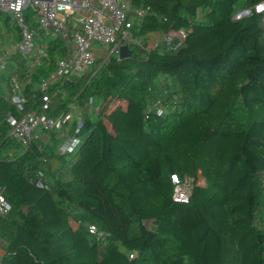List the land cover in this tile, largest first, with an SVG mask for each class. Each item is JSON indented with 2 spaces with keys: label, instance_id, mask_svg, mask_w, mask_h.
<instances>
[{
  "label": "trees",
  "instance_id": "16d2710c",
  "mask_svg": "<svg viewBox=\"0 0 264 264\" xmlns=\"http://www.w3.org/2000/svg\"><path fill=\"white\" fill-rule=\"evenodd\" d=\"M126 1L147 7L134 36L189 27L184 45L131 46L92 77L52 83L47 116L98 101L72 153L57 151L58 131L25 148L5 139L11 107L0 102L11 206L0 264H264V25L253 11L233 18L261 0ZM45 42L39 66L17 52L0 71L21 82L24 111H42L38 84L66 54L59 38ZM172 175L193 179L187 203L172 200Z\"/></svg>",
  "mask_w": 264,
  "mask_h": 264
},
{
  "label": "built area",
  "instance_id": "2783aa9c",
  "mask_svg": "<svg viewBox=\"0 0 264 264\" xmlns=\"http://www.w3.org/2000/svg\"><path fill=\"white\" fill-rule=\"evenodd\" d=\"M255 12L261 16L264 23V0L259 1L250 8H243L233 18L240 19ZM33 21L29 23L27 13ZM147 12V7L131 9L126 0H0V13L9 16L16 26L19 41L14 50L28 58L32 65L39 66L45 56L46 44L38 43L40 39L59 38L66 46V54L55 63L54 70L38 84V90L43 93L40 112L24 111L26 98L19 92V84L12 82L9 92L0 90V102L5 101L11 110L5 113L4 122L8 127L5 139L19 145L20 148L29 146L34 141L45 140L48 131H58L59 142L56 146L60 154L74 152L80 142V132L84 117L99 111V105L94 104L93 98L79 107L74 102L70 110L50 117L45 114L49 107L46 91L49 86L61 79L89 74L96 75L100 67L118 56L119 48L123 45L139 47L150 50L159 44L165 45L170 52H175L184 45L189 27H181L170 35L149 34L147 43L134 36L133 25L139 22ZM6 55L0 56V71L6 65ZM162 108L156 110L160 114ZM81 112H84L82 115ZM76 114V120L72 118ZM75 125L72 128V125ZM18 148L8 147L4 155L11 158ZM36 185L46 187L42 182L43 175L38 173ZM175 184L172 200L187 203L192 190V181L188 177L178 178L171 176ZM198 183V182H197ZM0 188V217H6L11 206ZM89 233H96L93 225L88 226Z\"/></svg>",
  "mask_w": 264,
  "mask_h": 264
},
{
  "label": "crops",
  "instance_id": "0c3cea01",
  "mask_svg": "<svg viewBox=\"0 0 264 264\" xmlns=\"http://www.w3.org/2000/svg\"><path fill=\"white\" fill-rule=\"evenodd\" d=\"M29 23L33 27L34 23L29 17ZM264 25V23H263ZM17 28L11 21L8 15L4 13H0V56L6 55V61L7 63H12L13 62V55L17 53L14 50V45L17 43V39L19 37V34L17 33ZM47 38H42L38 41L44 42L47 41ZM148 40V37L147 39ZM2 72H0V90L2 92H9V88L11 85V81H14L15 84L21 85V82H16L14 79H10L8 76H1ZM2 254V251L0 250V255Z\"/></svg>",
  "mask_w": 264,
  "mask_h": 264
},
{
  "label": "water",
  "instance_id": "95a60500",
  "mask_svg": "<svg viewBox=\"0 0 264 264\" xmlns=\"http://www.w3.org/2000/svg\"><path fill=\"white\" fill-rule=\"evenodd\" d=\"M29 1V0H27ZM40 1H52V0H40ZM118 56L120 59H126L131 56V50L127 45H123L119 48Z\"/></svg>",
  "mask_w": 264,
  "mask_h": 264
},
{
  "label": "rangeland",
  "instance_id": "374dc122",
  "mask_svg": "<svg viewBox=\"0 0 264 264\" xmlns=\"http://www.w3.org/2000/svg\"><path fill=\"white\" fill-rule=\"evenodd\" d=\"M146 41V43H147V40H145ZM98 103V101L97 100H95L94 101V104L96 105ZM81 114L83 115L84 114V112H81ZM72 118H73V120L75 121L76 120V114L75 113H72ZM198 183L201 185L202 183H203V180H202V178H200L199 177V179H198ZM147 226L149 227L150 226V224L149 223H147Z\"/></svg>",
  "mask_w": 264,
  "mask_h": 264
}]
</instances>
